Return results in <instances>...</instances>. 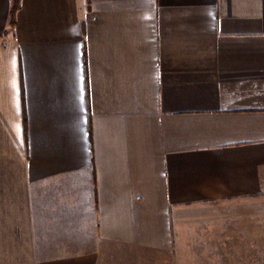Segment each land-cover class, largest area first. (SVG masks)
Here are the masks:
<instances>
[{
  "label": "crops",
  "instance_id": "crops-1",
  "mask_svg": "<svg viewBox=\"0 0 264 264\" xmlns=\"http://www.w3.org/2000/svg\"><path fill=\"white\" fill-rule=\"evenodd\" d=\"M11 5L0 264L227 255L226 208L264 198V0H20L14 26Z\"/></svg>",
  "mask_w": 264,
  "mask_h": 264
},
{
  "label": "rangeland",
  "instance_id": "rangeland-1",
  "mask_svg": "<svg viewBox=\"0 0 264 264\" xmlns=\"http://www.w3.org/2000/svg\"><path fill=\"white\" fill-rule=\"evenodd\" d=\"M226 209L229 216L238 214L239 221L228 220V222L221 223L219 224L221 227L218 228L219 231L214 232V237L218 236V238L213 239L214 249L219 245L222 246V242L223 245L227 243L228 254L213 255V264H220L218 259L221 258H223L224 263L228 264H264V198L255 201H243L239 206H235L234 202ZM228 233L229 239L221 240L219 236L225 237ZM243 234L244 238L241 237ZM252 234L254 236H251ZM198 241L200 240L198 239ZM223 252L225 251L223 250Z\"/></svg>",
  "mask_w": 264,
  "mask_h": 264
},
{
  "label": "trees",
  "instance_id": "trees-1",
  "mask_svg": "<svg viewBox=\"0 0 264 264\" xmlns=\"http://www.w3.org/2000/svg\"><path fill=\"white\" fill-rule=\"evenodd\" d=\"M20 6V0H12V5L10 8V19L9 24L10 26H14L16 21V12L18 11Z\"/></svg>",
  "mask_w": 264,
  "mask_h": 264
}]
</instances>
